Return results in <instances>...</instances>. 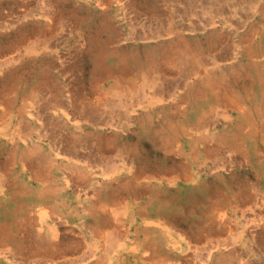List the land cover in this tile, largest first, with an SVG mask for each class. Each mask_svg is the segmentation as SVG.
<instances>
[{"label": "rangeland", "instance_id": "374dc122", "mask_svg": "<svg viewBox=\"0 0 264 264\" xmlns=\"http://www.w3.org/2000/svg\"><path fill=\"white\" fill-rule=\"evenodd\" d=\"M220 34V40L216 41ZM177 37L187 40L196 53L204 47L206 54L209 46H215L207 56L206 67L211 66L212 72L222 67L226 95L221 101L215 102L211 96L206 101L188 100L178 89L182 95L177 100L162 96L145 121L142 110L137 109L130 122L124 120L115 135L107 126L86 122L87 108L95 120H107L108 111L102 98L115 92L119 81L120 89L133 96L149 79L152 63L167 53L170 39ZM31 48L36 50L33 55ZM9 58L15 62H5L0 69V124L4 123L5 109L11 108V122L6 131L17 132L14 153L18 159L10 166L13 144L0 139V176L4 175L1 182L5 186L1 185L0 191V264L99 261L97 258L109 246L104 236L115 235L114 231L119 229L110 223L94 236L90 233L94 221L89 216L93 205L89 197L96 194L108 204L107 215L119 214L122 202L127 203V218L134 221L133 224L125 221L126 243L130 248L138 242L135 234L142 235L144 220L161 221L173 227V233L186 239L185 242L189 238L188 253L185 249L170 251L164 247L163 239L156 236L160 255L156 259L150 257L153 261L146 257L149 252L140 247L137 253L126 252L112 264H232L230 259L235 255L238 264H264V0H0V63ZM178 67L187 69L185 58L178 59ZM177 70L166 68L169 81H175ZM234 100L251 112L254 132L245 127L246 123L239 128L244 120L231 107ZM220 109L225 114L218 112ZM205 111L207 127L194 131ZM210 114L213 116L210 119L215 116L219 119L210 122ZM168 123L176 126L175 131L179 130L175 139L182 155L171 147L176 143L170 141L172 131L169 133ZM31 126L37 132L29 133ZM181 127L191 128V135L183 134ZM25 133L30 135L22 140L20 136ZM52 133L55 134L52 137L60 139L55 145L48 137ZM77 136L85 147L82 146V153L78 152L79 159L75 160L94 177L87 185L73 183L65 176L73 159L69 161L71 156L64 149ZM107 137L112 138L110 143L105 141ZM234 141L238 142L236 146ZM36 142L38 153H29ZM97 142L104 152L102 156H106L100 164L93 155ZM56 151L60 153L54 158ZM53 158L57 160L54 165L50 162ZM38 162L46 166L43 173L49 185L59 187L49 201L41 197L42 174L38 172ZM101 163H126L132 165L134 173L144 175L138 182H129L125 169L118 174V182L103 189V180L99 178ZM185 170L192 175L191 184H184ZM151 174L177 179L173 186L165 181L159 184L145 178ZM42 204L53 213L38 233L35 220ZM59 215L62 217L54 221ZM18 219L31 222L28 226L32 228L20 229L16 224ZM47 226L57 229L55 243L47 236ZM88 250L94 252L93 259H85Z\"/></svg>", "mask_w": 264, "mask_h": 264}, {"label": "bare ground", "instance_id": "6f19581e", "mask_svg": "<svg viewBox=\"0 0 264 264\" xmlns=\"http://www.w3.org/2000/svg\"><path fill=\"white\" fill-rule=\"evenodd\" d=\"M45 1V0H44ZM48 1V0H47ZM192 1V0H191ZM46 3V2H45ZM47 5V4H46ZM101 5V4H100ZM43 6V5H42ZM48 6H49V3H48ZM46 7V6H45ZM51 8V7H50ZM256 8V7H255ZM254 8V9H255ZM257 9V8H256ZM53 10V8H52ZM176 10V9H175ZM126 11V10H125ZM254 11V10H253ZM217 12V11H216ZM140 19V18H139ZM50 21V20H49ZM58 21V20H57ZM191 21V20H190ZM48 23V22H47ZM60 25V24H59ZM50 26V24L48 25ZM67 26V25H66ZM213 27V26H212ZM256 28V27H255ZM57 30V29H56ZM182 30V29H181ZM187 31H190V29H186ZM204 30V29H203ZM254 30V29H253ZM185 31V30H184ZM205 31V30H204ZM258 31V30H257ZM181 32V31H180ZM208 32V31H207ZM172 33V32H170ZM169 34H166L167 36L170 35ZM179 34V32L177 33ZM176 34V35H177ZM138 35V34H137ZM187 35V34H186ZM254 35V34H253ZM164 36V35H163ZM220 36L221 34L218 36V39L216 41H219L220 40ZM252 36V35H251ZM257 36V35H256ZM159 37V36H158ZM157 37V38H158ZM47 39V38H46ZM51 39V37H50ZM161 39V38H160ZM254 39V38H253ZM170 43H169V50H167V53L164 54V55H160L158 60L153 62L152 65H151V72L149 74V79L146 80L140 87H138L139 89H137L135 91L134 94H132L133 96H128L124 93L123 91V88L120 89V86L122 84L121 81L118 82V85H119V88L111 93L109 95L108 98L106 99H103V106L107 109L108 111V117H107V120H103V121H100L99 119L95 120L93 118V116L91 115L90 113V109H86L85 113H86V119L90 122H92L91 124H94L95 126H101V127H104V126H107L110 130V132H112V134H117V132L119 131V128H120V125L124 124L122 123L124 120L125 121H128L130 122L129 120L132 119L133 117V113L135 111H137V109L139 110H142L143 114H142V117L145 120L149 119L150 117V112L149 110L153 107L154 104H157V103H160L163 99L162 96H165L169 99H175L177 100V97L178 95L180 94V96L182 95L181 92L179 93L178 92V89H181V91H183V95L185 94V98H187L188 100H196V101H202V100H207L208 96H211L213 99H215V102L217 101H221L224 97H225V90H226V84H225V81H224V76H223V72H222V67L220 68H217V69H213V72L210 68L206 67V62H207V59H208V55L210 54L211 50L215 47V46H212V47H208V53L205 54L204 52V47L201 48L200 52L199 53H196L195 50H194V47L192 45H189V43L187 42V40H185L183 37H177L175 39H170ZM251 41V39H250ZM164 42V41H163ZM251 43V42H250ZM42 44V43H41ZM45 44V43H44ZM158 44V43H157ZM162 44V43H161ZM225 44V43H224ZM205 45V44H204ZM18 46V45H17ZM59 46V45H58ZM168 46V45H167ZM38 47V46H37ZM40 47V46H39ZM33 48H36V46H33ZM39 49V48H38ZM217 49V48H216ZM238 49V48H236ZM35 50V49H33ZM32 48L30 49V54H35L36 50L33 51ZM218 50V49H217ZM239 50V49H238ZM250 50V49H249ZM39 51V50H38ZM197 51V50H196ZM242 51V50H240ZM236 52V51H235ZM255 52V51H254ZM3 53V52H2ZM155 54V53H154ZM215 54V53H214ZM225 54V53H224ZM234 54V53H233ZM242 54V53H241ZM250 54V53H249ZM255 54V53H254ZM258 54V53H257ZM228 55V54H227ZM231 55V54H230ZM239 55V54H238ZM210 56V55H209ZM213 56V55H212ZM233 56V55H232ZM250 56V55H249ZM259 56V55H258ZM257 56V57H258ZM262 56V55H261ZM183 59L185 58L186 60V70H180L178 67V59L179 58H182ZM219 57V56H218ZM226 57V56H225ZM242 57V56H241ZM14 58V57H13ZM118 58V57H117ZM213 58V57H212ZM217 58V57H216ZM223 58V56H222ZM261 58V57H260ZM211 59V58H210ZM236 59V58H235ZM240 59V58H239ZM212 61V60H211ZM219 61V60H218ZM223 61V60H222ZM5 62H8V63H13L15 62V60L13 59H7L6 61L4 62H1L0 63V69L1 67L3 66V64ZM128 62V61H127ZM220 62V61H219ZM188 63V64H187ZM208 63V62H207ZM255 63V62H254ZM212 64V63H210ZM6 65V64H5ZM4 65V66H5ZM168 66V67H165ZM183 65V64H182ZM185 65V64H184ZM213 65V64H212ZM256 65V63H255ZM262 65V64H261ZM264 65V64H263ZM3 66V67H4ZM230 66V65H229ZM250 66V65H249ZM136 67V66H135ZM145 67V66H144ZM178 68V70L176 71L178 74H176V79L175 81L171 82L169 81L168 77H167V72H166V68L169 69V71L171 70V68ZM143 68V67H142ZM224 68V66H223ZM263 68V67H262ZM3 69V68H2ZM1 69V71H2ZM6 69V68H5ZM4 69V70H5ZM138 69V68H137ZM147 69V68H146ZM249 69V68H248ZM254 69V68H253ZM260 69V68H259ZM3 70V71H4ZM237 70V69H236ZM240 70V69H239ZM255 70V69H254ZM135 71V70H134ZM259 71V70H258ZM65 72V71H64ZM138 72V71H137ZM231 74V72H229ZM235 73V72H234ZM233 73V74H234ZM261 73V72H260ZM114 74V73H113ZM121 74V73H120ZM124 74V73H122ZM127 74V73H126ZM137 74V73H136ZM135 74V75H136ZM238 74V73H237ZM123 76V75H121ZM126 76V75H125ZM232 76V74H231ZM78 77V76H77ZM140 77H141V73H140ZM139 77V78H140ZM147 77V76H146ZM117 79V78H116ZM119 79H124V76L123 78H119ZM141 79V78H140ZM147 79V78H146ZM237 78H235L236 80ZM240 79V78H239ZM76 80V79H75ZM142 80V79H141ZM234 80V81H235ZM133 81V80H132ZM234 81H233V84H234ZM139 85V84H138ZM229 85V84H228ZM235 85V84H234ZM122 87V86H121ZM264 87V86H263ZM247 89V88H246ZM131 90V89H130ZM263 90V88L261 89ZM8 91V90H7ZM72 91V90H71ZM240 91V90H239ZM264 91V90H263ZM106 92V91H105ZM34 93V92H33ZM46 93V92H45ZM103 93V92H102ZM152 93V94H151ZM37 94V93H36ZM68 94V93H67ZM105 94V93H104ZM108 94V93H107ZM236 94V93H235ZM243 94V93H242ZM34 95V94H33ZM228 95V94H227ZM39 96V95H38ZM63 96V95H62ZM68 96V95H67ZM66 96V97H67ZM104 96V95H103ZM32 97V95H31ZM36 96H34V98H36ZM74 97V96H73ZM72 97V98H73ZM4 98V97H3ZM8 98V97H7ZM231 98V97H230ZM235 98V97H234ZM238 99V97H236ZM75 99V98H74ZM73 99V101H74ZM184 99V98H183ZM182 99V100H183ZM38 100V99H37ZM228 100V98H227ZM232 100V99H231ZM72 101V100H71ZM77 100H75L74 102H76ZM187 101V100H186ZM185 101V102H186ZM230 101V100H229ZM235 103L233 104V106H231L232 108H234L237 112H239L241 114V119L244 120V122H240V125H239V128L241 129V127L246 123V128H248L251 132H254L255 131V124H254V120H253V117H251V112L249 110H246L243 108L242 106V103L239 101V100H234ZM2 102V101H1ZM78 102V101H77ZM80 102V101H79ZM78 102V103H79ZM101 102V101H100ZM184 103V100L182 101ZM226 102V100H225ZM77 103V104H78ZM172 103V102H171ZM227 103V102H226ZM34 104V103H33ZM162 104V103H161ZM169 104V103H168ZM173 104V103H172ZM71 105V104H70ZM74 105V104H73ZM100 105V104H99ZM97 105V106H99ZM249 105V104H248ZM49 106V105H48ZM81 106V105H80ZM83 106V105H82ZM155 106V105H154ZM193 106V105H192ZM42 107V106H41ZM72 107V106H71ZM227 107H228V104H227ZM230 107V106H229ZM13 108V107H12ZM204 108V107H203ZM264 108V107H263ZM68 109V107H67ZM66 109V110H67ZM84 109V107H83ZM82 109V110H83ZM103 109V108H102ZM101 109V110H102ZM178 109V107H177ZM255 109V108H254ZM179 110V109H178ZM209 110H212L209 109ZM70 111V110H68ZM84 111V110H83ZM82 111V112H83ZM199 111V110H198ZM218 111V110H217ZM11 108H7V110L5 109V111L3 112V115H4V119L2 120V122L5 123V126H3V124H0V139H6L8 142L11 141V143L13 144L12 145V149H13V153H11V163H10V166L11 164H14L13 161H16L18 159V156L16 158L15 156V153H14V150L15 149V146L14 144L16 143L15 142V139H16V135H17V132L16 130H12V132L8 133L6 130H7V127L10 125L9 122H11ZM55 112V111H54ZM79 112V111H78ZM81 112V111H80ZM186 112V111H185ZM220 113H224V111L222 109H220V111H218ZM21 113V112H20ZM71 113V112H70ZM85 113L83 112V114L85 115ZM139 113V111H138ZM194 113V112H193ZM55 114V113H54ZM69 114V113H68ZM98 114V113H97ZM96 114V115H97ZM101 114V113H100ZM107 114V113H106ZM189 114V113H187ZM207 112L205 111L204 113H202V115L198 118V121L199 123L197 124L198 125V128H193V130H197L199 129L200 127H207V124L205 122L206 118H207ZM217 113H215L216 115ZM225 114V113H224ZM236 114V113H235ZM56 115V114H55ZM75 115V114H74ZM95 115V116H96ZM99 115V114H98ZM97 115V116H98ZM102 115V114H101ZM105 115V114H104ZM171 117L174 116L173 113L170 114ZM79 116V114H78ZM77 116V117H78ZM96 116V117H97ZM219 116V115H218ZM263 116V115H261ZM56 117V116H55ZM73 117V119H75V116H71ZM175 117V116H174ZM211 117V114L209 115V118L210 119ZM100 118V116H99ZM181 118V117H180ZM190 118V117H189ZM219 119L217 118V116H215L214 118L210 119L209 121L211 122V120L213 119ZM256 118V117H255ZM263 118V117H262ZM78 119L80 120V118L78 117ZM118 119V120H116ZM142 119V118H141ZM229 119V118H228ZM46 120V119H45ZM76 120V119H75ZM226 121V119H223V121ZM241 120V121H242ZM43 121V120H42ZM74 121V120H73ZM222 121V122H223ZM154 122V121H153ZM172 122L174 123L175 121L172 119ZM203 122V123H202ZM221 122V123H222ZM264 122V121H263ZM50 123V122H49ZM74 124L78 125V122H75L74 121ZM259 124V123H258ZM264 124V123H263ZM44 125H47V124H44ZM144 125V124H143ZM195 125V126H197ZM257 125V124H256ZM51 126V125H50ZM67 126V125H66ZM209 126V125H208ZM263 126V125H262ZM81 127V126H80ZM167 127H169V133H171L172 131V135L170 137V141H174L176 144L175 146H171V147H174L176 148V150L178 151L177 153L182 155L183 154V151L182 149H180V147H177L179 144L177 143L176 141V137H177V133L179 132V130L176 132L175 129H173L174 127L176 126H173L171 123H168ZM211 127V126H210ZM264 127V126H263ZM51 128V127H49ZM182 128V127H181ZM214 128V127H213ZM223 128V127H222ZM225 128V127H224ZM261 128V126H260ZM84 129V128H83ZM124 129V128H123ZM146 129V127L144 128ZM182 132L183 134H186V135H191L189 133V130L191 131L192 129H188L186 127L182 128ZM44 130V129H43ZM206 131V129H204ZM258 130V129H257ZM261 130V129H260ZM259 130V131H260ZM32 131H36L37 132V129L35 130V128L33 126H31V128L29 129V133H31ZM54 131V130H53ZM126 131V130H125ZM200 131V130H198ZM262 131V130H261ZM50 129H49V131ZM99 132V131H98ZM208 132V131H207ZM210 132V131H209ZM214 132V131H213ZM29 133H25V134H22L20 137L25 140H27V137L28 135H30ZM54 133V132H53ZM50 134L48 135V137L50 139H53L54 140V145L56 144V140L57 141H60V139H55L54 137H57V136H54L52 137L53 135L55 134ZM212 133V132H211ZM45 134V133H44ZM80 134V133H79ZM204 134V132H203ZM207 134V133H206ZM238 134V133H237ZM261 134V133H260ZM76 135V134H75ZM264 135V134H263ZM64 136V135H63ZM101 136V135H100ZM169 136V135H168ZM261 136V135H260ZM47 137V136H46ZM86 137V136H85ZM113 137V136H111ZM111 137H107L105 139V141H112V138ZM189 137V136H188ZM187 137V139H188ZM20 138V139H21ZM183 138V137H182ZM229 138V137H227ZM231 138V137H230ZM47 139V138H46ZM98 138H96V141H97ZM260 139V138H259ZM91 140V139H90ZM168 140V139H167ZM18 141V139H17ZM65 141V140H64ZM87 141V140H86ZM93 141V140H92ZM237 141V140H236ZM234 141V145L236 146L237 143L239 142H236ZM62 142V141H61ZM69 142V141H68ZM255 142V141H254ZM52 143V142H51ZM66 143V141H65ZM197 143V142H196ZM247 143V142H245ZM256 143V142H255ZM8 144V143H7ZM58 144V143H57ZM83 141H82V138L80 136H77L74 141L72 143H69L68 147L64 150H66V153L68 155H70V159L69 161H71L72 159V167H67L65 173H66V177H68L69 180H71L73 183H82V182H85L86 185L87 183H91L93 181V175H92V172L90 173V171L88 170V172H85L83 171V169L80 167L81 165L78 164V162L75 160L76 158L79 159V156H78V152L79 153H82V146L83 145ZM86 144V143H85ZM90 144V143H88ZM93 144V143H92ZM91 144V145H92ZM257 145V144H256ZM58 146V145H57ZM64 146V145H63ZM241 146V144H240ZM52 147V146H51ZM61 147V146H60ZM66 147V146H64ZM62 147V148H64ZM85 147V146H84ZM89 147V146H88ZM92 147V146H91ZM90 147V148H91ZM199 147V146H198ZM242 147V146H241ZM246 147V146H244ZM31 148V147H30ZM249 148V147H248ZM85 149V148H84ZM92 149V148H91ZM90 149V151H91ZM94 149V148H93ZM104 149V148H103ZM233 149V148H232ZM38 150H39V144L36 142V143H32V148L28 151L29 153L31 154H37L38 153ZM62 149H60L61 151ZM89 150V149H87ZM86 150V151H87ZM96 151L93 153V155H95V159L98 160V163L99 161H105V157L102 156V148L99 147V143L97 142V149H95ZM252 150V149H251ZM85 151V152H86ZM88 151V152H90ZM106 151V150H105ZM57 153L53 156L54 158L57 157L59 155V151H56ZM84 152V153H85ZM120 151H118L119 153ZM242 152V151H241ZM256 152V151H255ZM63 153V152H62ZM234 153V152H233ZM65 154V153H64ZM62 154V155H64ZM86 154V153H85ZM84 154V155H85ZM122 154V153H121ZM187 154V153H186ZM250 154V153H249ZM252 154V153H251ZM259 154V153H258ZM90 155V153H89ZM106 155V154H105ZM227 155H230V154H227ZM67 156V155H66ZM65 156V157H66ZM86 156V155H85ZM92 156V155H91ZM121 156V155H120ZM189 156V155H188ZM225 156V155H224ZM241 156V155H240ZM64 157V158H65ZM82 157V156H81ZM229 157H232V156H229ZM228 157V158H229ZM35 158V157H34ZM52 159L50 160L51 164L54 165L56 164V159ZM94 158V157H93ZM82 159V158H80ZM91 159V158H90ZM123 159V157H122ZM187 159V158H186ZM233 159V158H231ZM54 160V161H53ZM64 160V159H63ZM128 160V159H127ZM131 160V159H130ZM189 160V159H188ZM119 161V160H118ZM133 161V160H132ZM231 161V160H230ZM32 162V161H31ZM110 162V161H109ZM126 162V161H125ZM16 163V162H15ZM36 163V162H35ZM39 163V162H38ZM88 163V162H87ZM103 163V162H102ZM101 163V164H102ZM20 164V163H18ZM59 166H61V162H59ZM100 164V163H99ZM126 163H124L123 165H115V164H110V163H104L101 165V169L99 170V178L102 179L103 181L101 182L103 186H100V187H103V189L105 187H111L112 186V183L113 182H118V174L120 172H123L125 169L127 171V174L129 176V182H138V180H140L139 178H142L141 176L144 175V174H139V172L137 173H134L132 170L133 167L132 165H125ZM192 164V163H191ZM24 165V164H23ZM251 165V164H250ZM71 166V165H70ZM86 166V165H85ZM227 166V165H226ZM225 166V167H226ZM46 166L43 167V164L39 163V166H38V172L39 174L41 175V183H42V189H41V197L44 201H49L50 197H52L54 194H57L58 192V186L56 185H49L48 181H47V178H46V175L44 172ZM63 168V167H62ZM24 169V168H23ZM93 169V168H92ZM99 169V168H98ZM224 169V168H223ZM47 170V169H46ZM220 170V169H218ZM85 173H83V172ZM186 171V170H185ZM54 173V172H52ZM44 174V175H43ZM167 174V173H166ZM170 174V173H169ZM219 174V173H218ZM56 175V174H55ZM120 175V174H119ZM222 176V175H221ZM4 177V175H3ZM2 175L0 176V191L1 190V185L2 184V179H3ZM8 177V176H7ZM170 177V175H163L162 177H160L158 174H151V175H147L145 176V178H148V179H153V180H157L160 184V181H165L166 183L168 182V185L170 186H173V183L176 181L177 178H168ZM65 178V177H64ZM221 179V178H220ZM147 180V179H146ZM183 180H184V184H191L192 181H193V178H192V175L189 171H186L184 174H183ZM6 181V180H5ZM63 181V180H62ZM70 181V182H71ZM156 181V182H157ZM182 181V180H181ZM223 181V180H222ZM56 182V181H55ZM97 182V181H96ZM140 182V181H139ZM164 182V183H165ZM98 183V182H97ZM153 183V182H152ZM196 183V182H195ZM95 184V182H94ZM116 184V183H115ZM163 184V183H162ZM40 185V184H39ZM74 185V184H73ZM78 185V184H77ZM82 185V184H81ZM85 185V184H84ZM92 185V184H91ZM99 186V184H97ZM106 185V186H105ZM167 185V184H166ZM225 185V183H224ZM149 186V185H148ZM3 187H5L3 185ZM231 187V186H230ZM90 188V187H89ZM153 188V187H152ZM176 188V187H174ZM187 188V187H186ZM229 188V187H228ZM61 189V187H60ZM59 189V190H60ZM157 189V188H156ZM177 189V188H176ZM78 190V189H77ZM80 190V189H79ZM90 190V189H89ZM183 190V189H181ZM91 191V190H90ZM12 192V191H11ZM88 192V191H87ZM93 192V191H92ZM174 192V191H173ZM231 192V191H230ZM1 193V192H0ZM5 193V192H4ZM8 193V192H7ZM19 194V193H18ZM28 194V193H27ZM84 194V193H83ZM91 194V193H90ZM123 194V193H122ZM252 194V193H251ZM88 195V193H87ZM16 196V195H15ZM14 196V197H15ZM34 197V195H32ZM85 196V195H84ZM91 196V195H90ZM106 196V194H105ZM88 197V196H87ZM139 197V196H138ZM90 198V201L91 203H93V205L91 206L90 208V212L91 214L89 216L93 217V221H94V224L93 226L90 227V233L93 234H96L98 233L97 231L102 228L103 225H109L110 223L113 224V225H116L117 228L119 230H115L114 233L115 235H103L105 237V240H107V242L109 243V246H108V249H105L103 251V254L100 258H97V260L99 261H95L94 262H91V263H94V264H112L114 261H118L121 259V256L128 252L129 254H135L139 251V248L142 247L143 250H146L149 252L148 256L146 255L147 259L149 260L150 257H153V259H156L157 255H160V253L158 252V250L160 249L159 245H158V242H157V237H161L163 239V244H164V247L165 248H168L170 251L172 252H176L177 250L178 251H182L184 252L183 250L185 249V252L188 253L189 251V238L187 237V241L185 242L186 239H182L179 235H176L173 233V227L171 226H168L166 225L165 223L161 222V221H146L144 220L143 221V228H142V232H141V236H139L140 234H135L136 237L134 238L136 241L138 242H135V244L133 245L134 247H129L127 246V243H126V238L128 236V232H127V229L125 228V221L128 220L130 221V223L133 224V218H131L130 220L127 218V216L129 214L128 213V207H127V203L126 202H122V206H120V209H121V212L118 214L114 213L113 215H107L106 214V207L108 204H106V202H103L100 197L98 196V194L94 195L93 197H89ZM121 198V197H120ZM119 198V199H120ZM249 200V199H247ZM85 201V199H84ZM121 201V200H120ZM86 202V201H85ZM89 202V201H88ZM253 202V201H252ZM113 203V202H112ZM43 207H41V209L38 211V213L36 214V227L38 228L37 229V232L38 233H41V231L43 230L42 228H44V226H46L45 224H47V221L49 222V220H51V213H53L52 211L51 212H48L49 210H47V207L46 205H43ZM232 206V205H231ZM234 207V206H233ZM229 210V209H228ZM235 210V208H234ZM223 211V210H222ZM147 212V211H146ZM86 212H84L85 214ZM110 213V211H109ZM147 215V214H146ZM62 216L59 215V216H54L55 220H59ZM147 217V216H146ZM221 217V216H220ZM219 217V218H220ZM101 220L102 221H99L97 219ZM248 218V217H247ZM25 219V218H24ZM136 219V218H135ZM223 220V219H222ZM221 220V221H222ZM127 221V223H128ZM218 221V220H217ZM248 221V220H247ZM59 223V221H57ZM16 224L19 226V228L21 229L23 226H26V229L27 228H32L28 225H31V222H28V221H23V219H18ZM54 224V222H53ZM56 224V223H55ZM54 224V225H55ZM219 224V223H218ZM173 225V224H172ZM17 226V227H18ZM56 227V226H55ZM61 227V225H60ZM35 228V227H34ZM103 231V229H101ZM101 231V232H102ZM45 232V231H44ZM100 232V231H99ZM43 233V232H42ZM107 233V232H106ZM183 233V232H182ZM48 234V235H47ZM47 236L49 237V239L54 242L57 240V229L54 228V226H47ZM152 234V235H150ZM44 235V234H43ZM182 235V234H181ZM157 236V237H156ZM15 237V236H14ZM62 237V236H61ZM139 237H141L139 239ZM16 238V237H15ZM63 238V237H62ZM186 238V237H185ZM1 239H4V236H1ZM89 241V240H88ZM220 241V240H219ZM13 243V242H12ZM55 243V242H54ZM228 243V242H227ZM227 245V244H226ZM184 246V248H183ZM195 246V245H194ZM77 247V246H76ZM16 249V248H15ZM73 249H75L73 247ZM92 249V248H91ZM87 250V248H86ZM94 250V249H92ZM210 250V249H209ZM50 251V250H49ZM89 251V250H88ZM96 251V250H95ZM145 251V252H146ZM77 252V251H76ZM144 252V253H145ZM41 255H44L45 256V253L43 252H39ZM52 253V252H50ZM88 255L87 256H84L85 259H93L95 257V254L94 252L92 253L91 251L87 252ZM221 253V252H220ZM23 254V252H22ZM48 254V253H47ZM127 254V253H126ZM84 255V254H83ZM145 255V254H144ZM228 255V254H226ZM235 255V254H233ZM232 255V256H233ZM24 256V255H23ZM66 256V255H65ZM97 256V255H96ZM236 256V255H235ZM231 260V263L232 264H238V259L236 257V259H234V257ZM27 257V256H26ZM47 257V256H46ZM124 257V256H123ZM33 258V257H32ZM39 258V257H38ZM37 258V259H38ZM53 258V257H52ZM57 258V257H56ZM64 258V257H63ZM62 258V259H63ZM69 258V257H68ZM195 259V258H194ZM50 260V259H49ZM48 260V261H49ZM60 260V259H59ZM78 260V259H77ZM81 260H84V259H81ZM80 260V261H81ZM44 261H46V259L44 258ZM63 261V260H62ZM68 261V260H67ZM66 261V263H67ZM78 261V262H80ZM149 261H153L152 259H150ZM155 261V260H154ZM189 261V260H188ZM198 261V260H197ZM61 262V260H60ZM71 262V261H70ZM74 262V261H73ZM165 262V261H164ZM50 263V261H49ZM56 263V262H55ZM62 263V262H61ZM65 263V264H66ZM72 263V262H71ZM88 263V262H87ZM163 263V262H162ZM168 263V262H167ZM170 263V262H169ZM53 264V263H52ZM63 264V263H62ZM73 264V263H72ZM77 264V263H76ZM79 264V263H78ZM81 264V263H80ZM85 264V263H84ZM117 264V263H116ZM157 264V263H155Z\"/></svg>", "mask_w": 264, "mask_h": 264}]
</instances>
